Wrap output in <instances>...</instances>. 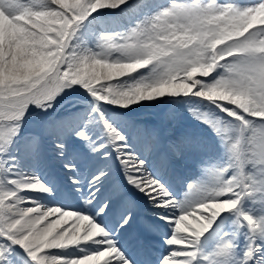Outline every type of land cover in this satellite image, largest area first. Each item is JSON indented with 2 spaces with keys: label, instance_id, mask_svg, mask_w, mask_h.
I'll use <instances>...</instances> for the list:
<instances>
[{
  "label": "snow or ice",
  "instance_id": "1",
  "mask_svg": "<svg viewBox=\"0 0 264 264\" xmlns=\"http://www.w3.org/2000/svg\"><path fill=\"white\" fill-rule=\"evenodd\" d=\"M0 264H264V0H0Z\"/></svg>",
  "mask_w": 264,
  "mask_h": 264
},
{
  "label": "bare ground",
  "instance_id": "2",
  "mask_svg": "<svg viewBox=\"0 0 264 264\" xmlns=\"http://www.w3.org/2000/svg\"><path fill=\"white\" fill-rule=\"evenodd\" d=\"M155 104H158V103H156V102H152V103H150V104H146V105H144V106H136V107L134 108V110L132 111V113H135V112H136V114H139V112H140V114H141V113L144 111V110L142 109V107H150V106L155 105ZM130 113H131V112H130ZM128 114H129V113H128ZM146 114H147V112H145V115H146ZM186 115H187V113H186ZM140 120H141V121H144V122H147V123L150 122V120H148V119L145 118V117L140 118ZM31 121L33 122V124H32V123H30V124H31L32 126H35V124L37 123L38 120L31 119ZM153 122H156V120H154ZM185 169L187 170L188 175H187V174H186V175L184 174V170H185ZM42 170H43L46 174H50V175H58V170H57L55 164H54V163H51V162H49L48 166H47L46 168H43ZM196 174H197L196 169H195L194 167H192V166H187V167L181 168V169L179 170V172H178L176 175L170 177V183H171V185H172V187H173V190L176 192L177 190L180 189V188L177 187V185H181V187H182L183 184H182L181 182L178 183L181 179L192 178V177H193L194 175H196ZM176 188H177V189H176ZM181 190L183 191V188H182ZM128 194H129V196H130L131 198H133V199L137 202V208L142 209V206H143V217H144V216H147V215L150 214V212H149V208H150V206H147V205L144 203V200H143V198L140 196L139 193H136L134 190L129 189V190H128ZM137 198L140 200L142 206H141L139 200H137Z\"/></svg>",
  "mask_w": 264,
  "mask_h": 264
},
{
  "label": "rangeland",
  "instance_id": "3",
  "mask_svg": "<svg viewBox=\"0 0 264 264\" xmlns=\"http://www.w3.org/2000/svg\"><path fill=\"white\" fill-rule=\"evenodd\" d=\"M167 107H168V105H166V104H164V103H158V104L154 105L153 107H151L150 109H149V107H145V108H146V110H148V111H154L156 114H159L161 111L165 110ZM143 109H144V107H143ZM128 115H129V114H128ZM149 115H150V114H149ZM31 119L38 120V117L35 116V115H33V116L30 118L29 123H32V124H33V122L31 121Z\"/></svg>",
  "mask_w": 264,
  "mask_h": 264
}]
</instances>
